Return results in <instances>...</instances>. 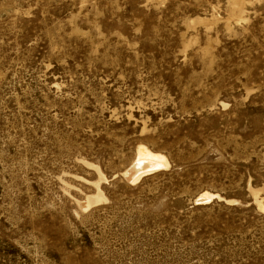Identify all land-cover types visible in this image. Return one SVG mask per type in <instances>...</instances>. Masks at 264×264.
<instances>
[{"label":"rangeland","instance_id":"rangeland-1","mask_svg":"<svg viewBox=\"0 0 264 264\" xmlns=\"http://www.w3.org/2000/svg\"><path fill=\"white\" fill-rule=\"evenodd\" d=\"M259 203L264 0H0V264H264Z\"/></svg>","mask_w":264,"mask_h":264},{"label":"bare ground","instance_id":"bare-ground-1","mask_svg":"<svg viewBox=\"0 0 264 264\" xmlns=\"http://www.w3.org/2000/svg\"><path fill=\"white\" fill-rule=\"evenodd\" d=\"M168 167V161L167 158L161 154V153H156L150 150L147 147H140L137 151L136 158L134 160V163L132 164V168L125 171L123 173V176L126 178V180L130 184H137L139 183L142 179L145 177H148L154 173L163 171ZM154 169L153 172H149L150 170ZM100 192V190H99ZM215 195H210L209 193H204L200 197L197 198V201H202L203 204L201 205H209L211 204L210 202L215 199ZM97 198L99 199L98 201L105 200L106 198L103 195L98 194ZM221 200V199H220ZM229 204H233V201H227ZM92 205L91 201H87V205L82 206L84 210L90 208ZM258 207L261 211H264V206L262 203L258 204Z\"/></svg>","mask_w":264,"mask_h":264},{"label":"water","instance_id":"water-1","mask_svg":"<svg viewBox=\"0 0 264 264\" xmlns=\"http://www.w3.org/2000/svg\"><path fill=\"white\" fill-rule=\"evenodd\" d=\"M153 171H154V169L150 170L149 172H153ZM201 204H203V202L202 201H197V198H196L195 200H193L191 202L190 207L192 208V207H195V206H204V205H201Z\"/></svg>","mask_w":264,"mask_h":264}]
</instances>
